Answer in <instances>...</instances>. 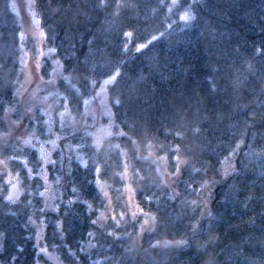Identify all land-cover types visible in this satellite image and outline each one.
I'll use <instances>...</instances> for the list:
<instances>
[{
	"label": "trees",
	"instance_id": "1",
	"mask_svg": "<svg viewBox=\"0 0 264 264\" xmlns=\"http://www.w3.org/2000/svg\"><path fill=\"white\" fill-rule=\"evenodd\" d=\"M31 1L60 67L54 88L75 115L100 79L119 72L106 85L114 128L99 148L74 135L87 167L71 156L61 170L57 207L42 213L41 234L29 220L38 209L8 203L19 183L3 177L0 264H52L45 250L68 264H264V0ZM185 12L195 19L181 20ZM21 55L18 18L0 0V129ZM39 66L47 76L48 58ZM241 140L225 179L220 160ZM146 143L170 156L180 146L171 186L157 160L139 151ZM12 145L0 136V158L13 167ZM205 180L217 181L209 194ZM6 182L16 185L8 197ZM204 201L211 216H201Z\"/></svg>",
	"mask_w": 264,
	"mask_h": 264
},
{
	"label": "rangeland",
	"instance_id": "2",
	"mask_svg": "<svg viewBox=\"0 0 264 264\" xmlns=\"http://www.w3.org/2000/svg\"><path fill=\"white\" fill-rule=\"evenodd\" d=\"M9 5L20 24L22 55L16 75L13 98L3 112L4 125L3 129H0V136L5 135L8 137L9 143L14 144V146L12 145L14 152L9 154L8 158L15 156L16 164H21L24 170L20 171L18 165L12 167L5 158H0V197L4 198L7 190L1 182L3 177L7 176L8 182L11 179H16L19 183V190L13 199H8L7 202L23 201L27 202L31 208H37L39 215L32 212L29 214V220L35 225L37 234H41L42 213L47 210L53 211L57 207L61 170L68 165L71 156L82 157L84 161L82 142L78 141L77 137L74 139L76 134L81 136L92 133V135L87 136L90 140L95 141L97 135H101V129H103L104 136L114 128L108 119V93L104 85V81L109 79L110 74L100 79L84 96L81 115H75L62 94L54 88V83H47L48 81L54 82L56 76L61 75V71L55 56L51 52L52 48L44 41L41 27L35 22V18H30L29 11L32 1L9 0ZM44 58L49 60L47 76L42 75L37 67ZM45 97H47L46 101ZM27 118H33V121H28ZM41 120L43 131L39 128V121ZM45 121L49 123H45ZM78 128L81 132L80 130L77 132ZM139 151L149 154L157 160L162 179L171 186L173 176L170 173L175 170L172 156L159 150V147L153 143L140 146ZM230 152L220 160V162L223 161V167L229 171L233 167L234 156H231L230 160L227 161L225 157L229 156ZM42 153L46 154V159L56 163H44L40 160ZM162 157L166 158L162 159ZM37 160H40L39 167L43 169V178L36 175L37 168L33 165ZM21 161H27V168H32L33 179L26 178L27 169ZM180 161L181 164L183 162L182 156H180ZM220 168L221 163H219ZM17 173H19L18 177ZM41 192L45 195H39ZM125 193L131 205L130 209H133L127 185ZM206 194H209V191ZM44 252L52 258V264H68L61 261L53 252H47V250Z\"/></svg>",
	"mask_w": 264,
	"mask_h": 264
},
{
	"label": "snow or ice",
	"instance_id": "3",
	"mask_svg": "<svg viewBox=\"0 0 264 264\" xmlns=\"http://www.w3.org/2000/svg\"><path fill=\"white\" fill-rule=\"evenodd\" d=\"M105 3H106V0H99L98 6H103ZM119 6L120 5H119V2L117 0V7H119ZM180 19L187 22V21H190V20H194L195 17H193L190 12H185V14L180 17ZM128 35H131V33H128ZM152 39L155 40V39H157V37L153 36ZM145 47H146L145 44H140L139 47H137L136 51L139 52L142 49H144ZM37 67L39 68L40 66L37 65ZM118 75H120L119 72H117L114 75H111L110 74L109 79L104 81V85L106 86L109 83H115L116 77ZM47 83L51 84L53 82L52 81H48ZM213 91H215V86L214 85H213ZM44 99L46 101L47 100V97H45ZM66 99L67 98H65V100ZM85 103H88V102L85 101ZM115 103L116 104H119L120 101L119 100H116ZM252 115L254 116V113ZM61 116H63V113H61ZM45 123H49V122L48 121H45ZM61 123H63V121H61ZM197 131H198V129H197ZM108 134H111V133H108ZM87 135H92V133H87ZM117 135L123 136V135H126V133H124V132H118ZM102 139H103V129H101V135H97L96 140H95V146L97 148H99V145H100V142H101ZM242 143H243V140H241L239 143H236L235 147L229 153V156L225 157V160L226 161L227 160H230V157L231 156H234V155H236L239 152V149H240V146H241ZM116 147H119V146L117 145ZM171 151L173 152L172 159H173V162L175 164V170H174V172L170 173V175H172V176L175 177V176H178L180 174V171H181V169H180V162L181 161H180V156L178 155V153L180 151V146L177 145L175 148L171 149ZM78 158L81 160L83 166L84 167H87V162L86 161H83L82 157H78ZM165 158L166 157H162V159H165ZM9 159H16V157L15 156H12V157H9ZM145 159H147V157H145ZM40 160H42L44 163H52V164H55L56 163L55 161H51V160L46 159V154H44V153H42V155L40 157ZM40 160H37L33 166L37 168L36 175L43 178V169H41L39 167ZM21 163H23L24 166H25V168L27 169V177L26 178L27 179H33L32 168H27V161H21ZM220 163H221V168L220 169H217V173L226 179L227 176L230 174V172H229L228 169H226V168L223 167V161H221ZM95 171H96V173H99V169L98 168ZM195 171L196 172H200L201 169L197 168V169H195ZM231 171L232 172H235V169L232 168ZM18 176H19V173H17V177ZM121 178L123 179L124 177L122 176ZM90 183H93L98 188V190L104 191V188L99 183V181H92ZM216 183H217V181H215V180H211V181L205 180L204 183L201 185V188L204 189L207 192V191H210L211 187L214 186ZM12 187L15 189L16 188V185L13 184ZM188 187H190V185ZM73 192H76V189L75 188L73 189ZM39 195L43 196V195H45V193L41 192V193H39ZM105 195H107L106 191H105ZM8 199L9 200H12L13 197L12 196H9ZM77 202H80L79 201V198H77ZM71 203H73V201H69V204H71ZM83 203L86 204V202H83ZM86 207H87L88 210H91V205H87L86 204ZM202 207H203V211L201 213V216L202 217L205 215V213H206L207 216H211L212 215L211 210L207 206V201H204L203 202ZM142 211L143 210L141 209V212ZM114 218L115 217H113V219ZM92 223L93 224H96L97 223V220H93ZM191 229L195 233L196 230H197V225L196 224L191 225ZM175 244L177 246H179V247H187L190 244V241H188V240H179V241H176Z\"/></svg>",
	"mask_w": 264,
	"mask_h": 264
},
{
	"label": "water",
	"instance_id": "4",
	"mask_svg": "<svg viewBox=\"0 0 264 264\" xmlns=\"http://www.w3.org/2000/svg\"><path fill=\"white\" fill-rule=\"evenodd\" d=\"M29 12H30V18L33 19L32 11L30 10ZM13 184H15V183H14V182H10V183L8 184V193L6 194V197H8L9 195H11V194L14 192V190L16 189V188L14 189V188L12 187Z\"/></svg>",
	"mask_w": 264,
	"mask_h": 264
},
{
	"label": "flooded vegetation",
	"instance_id": "5",
	"mask_svg": "<svg viewBox=\"0 0 264 264\" xmlns=\"http://www.w3.org/2000/svg\"><path fill=\"white\" fill-rule=\"evenodd\" d=\"M6 184H7V182H6ZM7 188H8V184H7ZM18 190H19V188H17V190L11 196L13 197Z\"/></svg>",
	"mask_w": 264,
	"mask_h": 264
}]
</instances>
